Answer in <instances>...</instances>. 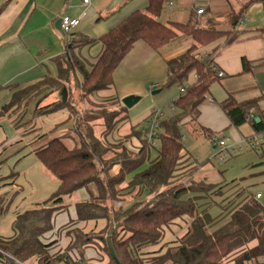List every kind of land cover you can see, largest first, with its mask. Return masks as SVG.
Segmentation results:
<instances>
[{"label":"trees","instance_id":"1","mask_svg":"<svg viewBox=\"0 0 264 264\" xmlns=\"http://www.w3.org/2000/svg\"><path fill=\"white\" fill-rule=\"evenodd\" d=\"M1 1L0 15L10 0L3 3ZM147 2L145 11L131 13L98 40L72 33L71 37H74L68 43L66 53L56 60L58 76L45 77L16 93L12 98L11 107L16 105L23 109L32 99L45 92L65 91L66 100L60 107L50 105L46 109L53 107L51 112H57L69 108L74 112L75 107L66 104V86L72 74H81L84 77L83 89L92 95L113 86L115 70L138 41H144L151 48L158 50L175 39L177 31L191 35L195 42L202 46L224 36L212 29H196L191 25L166 26L159 22L164 0ZM238 20L239 17L233 24H237ZM235 37L236 33L229 34L228 42ZM97 41L102 44L103 51L92 71L88 72L75 50ZM196 50L197 47H193L168 62L165 87L179 86L184 88L185 92L174 102L178 113L161 121L158 155L155 160L151 161L149 158L152 148L143 139L142 132L136 131L142 142L139 152L130 154L124 146L123 154L116 155L118 157L114 161L101 166L105 155L109 153L107 142L101 139V136H95L94 127L92 128L90 123L92 119L104 121V138L119 122H113L118 111L108 113L103 107L97 111V118H92L93 110L89 107L86 113L76 114V134L80 144L74 149L68 148L62 139L55 138L37 150L38 160L58 179L60 185L45 202L17 216L13 225L14 236L10 239H0V264H16V260L24 264H69V258L62 257V253L51 256L49 251L55 242L44 243L42 237L54 229L55 215L68 209L66 200L80 189H88L90 199L75 204L77 219L69 224L106 222L105 229L99 232L93 231L94 229L85 232L82 227L67 233L69 238L74 235L71 247L78 250L82 258L85 250L93 246L107 255L108 261L103 264H116L109 254L104 236L109 225V214H113L118 224L113 236V245L122 264H225L228 261L234 264H258L259 259L264 258V206L255 199L254 194H238L233 202L229 203L228 209L214 218L207 210L199 213L197 204L203 198L209 197L213 186L194 181V170L186 173L184 179H175L177 171L182 169L183 159L188 156L183 141V122L186 119L193 123L198 121L201 105L212 86L222 78L219 77V71L212 64V60L199 59ZM244 68L247 71L246 62ZM193 73L197 80L188 85L189 77ZM31 91L36 94L30 95ZM116 101L126 120L127 108L121 105L118 98ZM220 108L234 127L240 128L246 123H251L255 131L254 136L264 134V113L259 108V100L239 102L230 96L220 103ZM256 117L260 118L259 123L256 122ZM202 130L210 140L215 136L219 137L216 133ZM146 162L149 167L137 172ZM116 164H121L120 171L117 175H112V166ZM133 173L132 178L128 180L127 177ZM184 181L188 185L182 184ZM126 182L128 193L136 191L137 196L132 199L133 203L124 207L120 198L124 191L121 186ZM91 188H95V192ZM144 193L147 201H135ZM218 193L217 195H222V191ZM191 195L194 197H190ZM117 202H121V206L117 205ZM185 216L190 217L192 221L185 236L174 243L177 246L168 249L164 254L151 257L147 262L148 259H144L142 253L161 245L165 229Z\"/></svg>","mask_w":264,"mask_h":264},{"label":"crops","instance_id":"2","mask_svg":"<svg viewBox=\"0 0 264 264\" xmlns=\"http://www.w3.org/2000/svg\"><path fill=\"white\" fill-rule=\"evenodd\" d=\"M3 2L5 0L1 1ZM147 4V0H92L89 6H83L81 0H10L0 15V106L9 98V88L12 86L27 87L42 81L45 77L58 76L56 60L66 53L69 43V36L56 28V22L63 15L79 17L85 13L81 25L73 33L98 40L131 13L145 11ZM199 9L205 10L204 15L197 13ZM238 17L237 24H233ZM159 22L166 26L182 24L191 25L196 29H212L224 36L202 46L197 44L191 35L177 31L176 38L158 50L151 48L144 41H138L115 70L113 86L108 90L99 91L94 96L95 99L118 98L123 105L122 99L130 95L139 96L141 99L150 94L153 96L151 90L154 89H150L151 85H158L155 90L166 85L168 62L197 47V57L212 60V64L223 77L218 83L220 87L211 88L205 100L208 104L201 105L198 121L193 123L186 119L182 125V132L186 130L196 141L201 142L207 139L202 129L215 133L219 131L218 129L227 128L228 125L234 127L220 108V103L230 96L239 102L259 100V108L264 113V0H164ZM231 33H236V37L228 42V35ZM102 51L103 46L97 41L75 50V54L85 63L86 68H89L95 64ZM244 62L248 65L247 71ZM196 80L197 77L194 75L190 84ZM173 87L177 90L172 100L174 103L179 98L182 88ZM47 93L36 98L25 109L23 120L29 121L30 126H18L10 116L0 115V239L3 240L14 236L13 225L18 215L45 202L60 185L58 179L38 160L37 150L55 138L62 139L70 149L77 146L75 139L72 138L74 122L67 112L69 108L57 112H51L53 107L46 109L58 101L63 103L66 100V92L65 95L64 92H60V95L52 91ZM37 109H44V113L36 114ZM209 110L222 118L223 121L219 118L222 122L220 125L204 121L205 113ZM53 114H56L55 116L59 114L63 119L53 120V125L49 124V127L51 126L49 140L42 142L38 147H33L37 139L44 135H29L33 130L42 129V124ZM246 126L251 132L241 138L248 139L255 135V131L251 123H246L240 128ZM117 135L118 133H114L109 139L108 135L102 139L111 144V139H116ZM183 135L185 138V132ZM70 140L75 144L70 145ZM187 153L188 156L182 166L189 168L198 166L192 176L194 181L227 185L230 190L226 189L224 196H221L226 200H233L240 193L245 195L252 193L255 196L262 193L260 203L264 206V146L260 153L255 152L259 155V161L248 166L245 164L240 178L230 183H219L218 171L215 172L212 164H200L189 149ZM151 154L149 152L150 160H155L158 154L153 157ZM191 159L194 161L191 162ZM143 167L137 172L148 168L149 163H144ZM187 171L186 169L185 172ZM133 175L134 173L127 179L130 180ZM89 193L88 189H80L75 193L79 200L74 203L89 200ZM71 198L66 201L71 203L69 207L74 217L70 216L71 220L65 226L77 219L75 204L69 201L73 200ZM211 199L212 197H207L198 201V212L207 210L216 218L222 214L223 205H218L219 209L214 215L211 212L216 204H212ZM67 211L68 209L55 215L54 229L46 233L48 236L42 237L43 242L50 237L52 241L55 240L59 230L65 227L56 231V219ZM185 217L170 225L164 238L167 240L165 243L176 242L186 234L191 218L187 220V224L179 222L185 220ZM85 226L87 225L83 227ZM168 235L172 236L171 240L167 239ZM66 239V236L62 241L56 239L58 245L64 242L59 247L60 250L67 245ZM148 251H151V248ZM85 255L86 259H90L87 253Z\"/></svg>","mask_w":264,"mask_h":264},{"label":"rangeland","instance_id":"3","mask_svg":"<svg viewBox=\"0 0 264 264\" xmlns=\"http://www.w3.org/2000/svg\"><path fill=\"white\" fill-rule=\"evenodd\" d=\"M93 65L90 66L89 68H86L88 72L92 71ZM194 75H195L194 73L192 75H190L187 84L191 83L192 77ZM83 85H84V77L81 74H72L71 80H70L69 84L66 86L67 92H68V100H67L66 104L69 103V105L74 106L76 109V110H74V112L72 111L73 114H71L72 112L69 109L67 112H68V114L70 113V117H71V119H73V122H74V130H73L74 136L72 138L75 139L77 146L80 144V141H79V137L76 134V130H77V126H76L77 115L76 114L86 113L87 107H89L90 109L92 108V110H93V111H91L93 113L92 118L99 117V112H97V111L100 110L102 107L105 108L108 113H115V111H118V113L116 115H114V121L113 122L114 123H116L117 121H119V122L117 123V125L112 130H110L111 134L108 135V139H109V136H111L114 133L115 134L118 133V135L116 136V139H114V138L111 139V144L106 143L109 153L107 155H105V157L103 159L104 162L101 164V166L104 163L114 161V159L118 157L116 155H118L120 153L123 154L125 152V150H123L124 146L127 148V152L130 154H135L136 152H139V150L142 148V142L139 140V137L137 136V134L135 132L147 130L150 128V126H151L149 123L150 118H151L152 114L155 112V110H160L163 112L162 120L170 118L175 113H178V110H176L174 108V103L172 101L173 98H175L177 90L173 86L172 87L166 86V87H162L161 89H159V90H162L161 93L159 92L158 94L153 95V96H151V94H150V96L144 97L136 105H134L132 108L127 109L128 110L127 114H129V117H128L127 121L122 124V122L125 121L124 120L125 114L121 113L119 104L116 101V99H114V98L95 99L94 96H96L98 92H95L92 95H89L86 92V90L83 89ZM214 86L220 87V85L218 83L214 84L212 87H214ZM26 88L27 87H22V88L11 87V88H9V91H10L9 92V98L4 102V104L2 106H0V115L10 116V118L14 119V122H16L18 126H23V127L30 126L29 121L25 122L23 120L24 111L30 105V103L35 101L36 98L32 99V100L30 99L31 102L28 104L27 107H25L23 109L21 108V106H16V105H13L11 107V101H12V98L14 97V95L16 93L23 91ZM151 91H156V90L154 89ZM151 91H150V93H151ZM56 92L58 95H60L61 91H56ZM45 93H47V92H45ZM45 93L41 94L40 96L45 95ZM33 94H36V92L31 91L30 95H33ZM40 96H38V97H40ZM213 96H215V95H213ZM59 99L61 100V98H59ZM158 99H159V101L157 102ZM204 104L207 105L208 101H205ZM40 105H42V103ZM54 105H56V107H60L62 104L58 101V103H56ZM85 105H86V108H85ZM172 112H173V114H172ZM40 113L43 114L44 109H42V110L37 109L36 110V114H40ZM88 114H89V110H88ZM55 115L56 114L51 115L48 118L49 120L46 121L44 124H42V126H41L42 129H40L38 131L33 130V133H31L29 135V136H31V135H34V136L44 135L41 139H37V143H34V145H32L33 147H38L42 142H47L49 140V138L51 136V135H49L50 127H51V126L49 127V124L53 125V123H52L53 120L57 121L58 119H63V117L60 118L61 115H59V114H57L58 116H55ZM219 118L222 120V118L219 115H215L213 111L209 110L208 112L205 113L204 121L206 123L216 124L218 126L222 123V122H220ZM225 119L227 120V118H225ZM43 120H45V119H43ZM92 120H93L92 121L93 125L91 122L90 126L94 127V128L93 127L92 128L94 130V133H96L95 136H98V137L101 136L100 138L102 139V136H103V133L105 130V126H103L104 121L101 119H98L99 121L94 120V119H92ZM100 124H102V126ZM228 126H227V128H229V129L222 128V129H218L219 131H215V133L218 134L220 138H224L226 140L227 147L232 148L231 150H229V152H226V153L222 150L221 147L214 145L213 138L210 140L207 136L204 135L207 139L201 140V142H198L186 130L184 131L186 136H185L183 141H184L186 148L191 151L194 158L198 159V162L200 164H208V165L212 164L213 165V167L215 168V172L218 171V175H219V179H220L219 183H230L231 181H233L235 179H239L240 174L243 171L244 167H246L250 164H254V163L259 161V155H257L255 153V151H251V150L240 151L239 150V145H238L239 142H237V141L238 140L239 141L244 140L245 138H241V137L246 136V134L250 133L251 132L250 128H248L247 126L243 129L242 128H235V127H228ZM130 129H131V131H129ZM137 141L140 144H138ZM69 144L74 145L75 143L70 140ZM158 148H159V141H157L156 146L151 149V151H150L152 153L151 157L155 156ZM183 161H185V159H183ZM193 161L194 160L191 159V162H193ZM245 164H247V165L244 166ZM142 167H141V169H142ZM120 168H121V164L113 165L111 174L117 175L120 171ZM181 168L182 169L180 171H177V173L175 174V176H176L175 179H184L186 177L184 175H186L187 172L190 173L192 171V170L190 171V169H193L195 172V171H197L198 166L196 165V166L191 167V168L186 167V166H182ZM186 169L188 170L187 172H185ZM195 181L205 183L204 181H197V180H195ZM182 184L188 185L186 181H184V183H182ZM205 184L213 186L212 191L209 194V197L210 196L212 197L211 203L216 204V205H214V207H212L211 213L216 215V212L219 209L218 205H223V210H226V208L228 209L229 203L233 202L234 199L233 200H226V199L221 197V196H224L223 193L226 192V189L230 190L228 188V186L227 185H214V184H207V183H205ZM121 188L124 191L122 192V197L120 198V200L124 202V207H126L127 205H130V203H133L132 199L135 198V196H137V194H136V191L128 193V190L126 189L127 188V182L124 183L121 186ZM91 189H92V191L95 192V188H91ZM219 191H222L221 196L217 195V194H219L218 193ZM238 191H242V190H238ZM71 199H73V200H69V201L72 203H74V201L79 200L77 194H74ZM147 199L148 198L145 194L142 197L137 198L135 201L141 200V201L145 202V201H147ZM119 203H121V202H117V205ZM68 204L70 205L71 203L68 202ZM119 206H121V205H119ZM72 212H73L72 209L70 207H68V211L62 213L56 219V223H55L56 231H58L60 228L64 227L65 224L71 220V217H74V213H72ZM185 218H186L185 220L183 219L179 222H186V224H187V220L190 219V217H185ZM191 220L192 219H190V222H191ZM61 225H63V226H61ZM181 225H184V224H181ZM83 226H84V223L79 224V225L78 224L77 225H75V224L70 225L69 224V225H67L64 228L59 230V232L56 234V238H54L55 240L52 241V237H50L48 240L45 239L44 243L55 242V245L53 247H51L52 249L49 251L50 255L55 256V255L62 253V257L65 256L67 258L69 256V253H71V254H75L78 256H82L78 250L71 247L72 246L71 241L74 238V235H72L73 237L69 238L67 236V233L69 231H72L74 228H82ZM105 226H106V222L100 221L98 223L90 222L84 228H85V232H90L93 229H94L93 231L99 232L101 230H104ZM108 227H109V225H108ZM167 229H169V227L165 229L164 238H165V235L167 233ZM188 229H189V227H188ZM106 233H107V230L105 231V235H106ZM44 236H48V234H45ZM65 236L67 237V239H66L67 245L64 246L62 250H60L59 247H61V244H63L64 242L58 245V240H56V239H59V241L60 240L62 241L63 237H65ZM167 239L171 240L172 236L168 235ZM166 241L167 240L164 239L163 242L161 243V245L156 246V247H152L151 251H149V252H143L142 255L144 256V259H148L146 261L149 262L153 257H156V255L164 254L168 249L174 248L177 246V244L174 245L175 242L165 243ZM85 253H87V256H89L90 259H86L85 258L86 255H84V258L86 260L92 262V263L103 264V263L108 261L107 255L104 252L100 251L96 247L92 246V247L87 248L85 250ZM260 261H261V258L259 259L258 264ZM58 264H64V263L58 262ZM225 264H234V262L228 261Z\"/></svg>","mask_w":264,"mask_h":264},{"label":"built area","instance_id":"4","mask_svg":"<svg viewBox=\"0 0 264 264\" xmlns=\"http://www.w3.org/2000/svg\"><path fill=\"white\" fill-rule=\"evenodd\" d=\"M81 3L83 6H89L92 3V0H81ZM204 11H205L204 9H199L197 13L199 15H202ZM85 15H86L85 13H83L79 17H71L69 15H63L60 18L61 19V30L63 31V33L69 36V42H71L73 38L71 37V34L81 25L83 19L85 18ZM218 75L219 77H223V74L221 72H219ZM155 88H158V85L154 84L150 87V89H155ZM184 92H185V89L182 88L181 93H184ZM162 118H163V112L160 110H155V112L152 114L150 118V122H149L151 125L150 128L147 130L141 131L143 138L149 143L151 148L156 146V142L158 141V138L160 136V133H161L160 125H161ZM213 141H214V144L216 146L221 147L225 153L229 152V150L232 149V148L227 147V143L224 138L215 136L213 138ZM238 145H239L240 151L251 150V151L260 153L261 148L264 146V134L256 135L254 137L241 140L239 141ZM262 198H263L262 193H257L255 196V199L257 201H261ZM118 205H121V203H119ZM67 258H69L68 259V261H70L69 264H90V261L86 260L85 258L83 259L82 257L75 255V254L69 253V256ZM15 262L16 264H24L17 260ZM259 264H264V258H261V261L259 262Z\"/></svg>","mask_w":264,"mask_h":264},{"label":"water","instance_id":"5","mask_svg":"<svg viewBox=\"0 0 264 264\" xmlns=\"http://www.w3.org/2000/svg\"><path fill=\"white\" fill-rule=\"evenodd\" d=\"M56 28L61 30V19H59L56 22ZM159 92H160V90L153 91L152 95H156ZM64 95H65V91H64ZM140 100H141V97L135 96V95H130V96H127V97L122 99V104L127 109H130L134 105H136ZM256 122L257 123L260 122V118L259 117L256 118ZM108 218H109V227H108L107 233L105 235L107 248H108L109 254H110L111 258L114 260V262L116 264H122L120 262V260L118 259V256L116 254V251H115V248H114V245H113V236H114V233H115L116 229L118 228V224L115 222L113 214H109ZM7 264H11V262H8Z\"/></svg>","mask_w":264,"mask_h":264}]
</instances>
